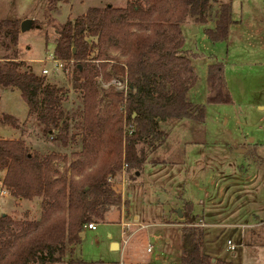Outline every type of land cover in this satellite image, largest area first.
I'll use <instances>...</instances> for the list:
<instances>
[{"label": "trees", "instance_id": "16d2710c", "mask_svg": "<svg viewBox=\"0 0 264 264\" xmlns=\"http://www.w3.org/2000/svg\"><path fill=\"white\" fill-rule=\"evenodd\" d=\"M57 1H49L47 20L54 21L57 32L55 56L74 63L73 86L82 95L78 111L68 115L62 89L45 75L24 69L16 50L1 57L0 84L21 91L29 118L36 119L46 137L64 148L78 142L80 147L69 154L43 155L22 138H0L3 186L15 198L42 199L37 219L0 215V264L64 262L68 251L75 254L87 223L99 222L112 207L122 206L120 189L108 178L116 177L124 162L129 174L143 167L146 155L138 145L159 146L156 142L166 135L161 123L170 118L205 120V105L188 99L198 81L192 59L199 54L185 50L182 24L189 17L199 23L211 21L214 25L205 32L212 42H219L227 39L232 21L231 4L220 0H128L123 7L91 6L74 19L55 24L49 10L57 8ZM20 32L19 20L0 19V40H8L5 46L15 47ZM101 73L106 80L126 77L128 91L100 87ZM207 82L209 102H233L223 62L208 65ZM4 120L19 125L13 116L5 115ZM129 124L132 133L126 131ZM185 206L188 226L182 233L189 246L183 250L182 263L241 264L202 251L204 231L191 226L193 206L189 202ZM67 263L89 264L79 256Z\"/></svg>", "mask_w": 264, "mask_h": 264}, {"label": "rangeland", "instance_id": "374dc122", "mask_svg": "<svg viewBox=\"0 0 264 264\" xmlns=\"http://www.w3.org/2000/svg\"><path fill=\"white\" fill-rule=\"evenodd\" d=\"M49 1L0 0V19L33 20L29 29L20 32L15 47L5 46L6 38L0 40V60L16 50L18 58L25 62L24 69L45 75L42 69L49 68L45 75L47 81L62 89L64 109L72 115L82 104L81 92L73 86L74 63L58 69L52 62H45L55 52L57 38L54 21L47 20ZM223 1H231L238 13L241 10L246 15L256 11L264 13V0ZM104 4L105 0H60L54 4L57 8L49 11L56 17L55 24H61L68 17L74 19L86 12L90 5ZM184 27L185 49L199 54L195 65L200 77L192 90V99L206 106L205 122L202 127L188 122L173 127L175 120L170 118L164 125V140L156 142L159 146L154 149L149 143H140L138 147L144 149L148 162L138 170L139 174L122 169L114 182L122 194V206L112 207L105 219L95 220L97 229L85 228L80 243L74 247L75 254L68 251L65 261L55 264H68L74 256L89 264H183L182 253L186 244L189 246L182 233V227L188 226L183 218L186 202L193 206V222H198L204 210L218 213L213 219L218 225L207 228L203 237L205 252L241 264H264V246L251 243L252 239L264 240V111L250 113L251 107L240 106L235 100L232 103L208 101L207 65L209 56L217 54L219 47L209 39L203 25L196 27L186 22ZM221 49L219 53L224 52ZM257 78L264 81V77ZM28 113L21 91L0 84V138H22L30 149L43 155L51 151L69 154L80 147L78 142L64 148L46 137ZM5 115L16 118L19 125L6 122ZM243 145L246 152H237ZM236 164H244L249 171L242 182H233L234 176L229 174L236 173ZM27 209L31 214L25 213ZM39 210V202L25 200L16 206V199L10 193L0 196V215L9 213L17 220L34 219L40 216ZM245 212L250 215H244ZM245 224L249 226L246 228ZM241 230L248 232L247 243ZM229 239L237 244L235 250L229 248ZM113 243L119 247L113 248ZM149 246L153 248L150 252Z\"/></svg>", "mask_w": 264, "mask_h": 264}, {"label": "crops", "instance_id": "0c3cea01", "mask_svg": "<svg viewBox=\"0 0 264 264\" xmlns=\"http://www.w3.org/2000/svg\"><path fill=\"white\" fill-rule=\"evenodd\" d=\"M220 1H223V0H220ZM105 2L110 3L117 7H123L127 4L128 0H105ZM229 3L231 4V9H232V21L229 26L228 37L224 41L212 42L219 48H218L217 54H213L209 56L208 65L216 61L223 62L225 79L227 82L228 89L232 95L233 101L235 100L237 103H239L240 106L244 105V106L251 107L252 109L250 113H252L254 110L264 111V81L257 78V77H264V13L262 11H256L254 12L253 15L252 14L246 15V13L243 10H241V12L238 13L234 5L232 4V2L230 1ZM218 4H220V2ZM91 6H94V5H90L86 9H88ZM187 20L188 21L186 22H188L190 25L191 24L195 25L196 27L203 25L204 30L207 27H211L214 25V23L211 21H208L207 23L196 22L194 18L192 17H189ZM186 22L182 24L183 32H185L184 24ZM221 48L224 49V52L219 53L222 51ZM191 53H197V52H191ZM197 58L192 59L195 68H196L195 61ZM208 65H207V72H206V77H205L207 96L209 95V87H208V82H207ZM257 67H259V69H256ZM196 71H197V68H196ZM199 77L200 76L198 75V81H199ZM197 83L188 91V99L194 104H200V103L194 102V100L192 99V90L194 89V87H196ZM255 86H258L259 88ZM200 105H203V104H200ZM171 119L175 120L174 121L175 123H173V127L182 124L181 122L197 124L202 127V123L205 122V120L203 122H197L194 120L184 119V118L183 119L171 118ZM166 123L168 124L167 120L161 123V128L163 130H165L164 125H167ZM240 147H244L245 150L243 152L237 151V149H240V148H237L236 149L237 152L239 153L246 152L247 148L245 145L240 146ZM243 165L244 164H240V165L236 164L234 167V169L236 170V173L234 175L229 173L231 176H234L232 180L233 182H235L236 180H238L237 182H242L246 178V174H249V171L245 169ZM2 174L3 175H2L1 182L3 184V178L5 175V171H3ZM120 177L121 176H119L118 178ZM15 199H16V206H18V204H21L25 200H29L30 202L32 201L39 202L40 203L39 215L41 216V211H42V208H41L42 199L41 198L36 197L33 199H19V198H15ZM244 209L249 210L250 208H248L247 206H244ZM31 212L32 211H30L29 209L25 210L26 214L27 213L31 214ZM217 214L218 213H212L210 211L204 210L203 215H200L198 217L199 218L197 219L198 222L196 220L194 221L195 223L198 224L197 227L202 226L201 228H203V231H204V239L206 236L207 228L215 227L218 225L217 223L213 222L214 216ZM244 215H250V213L245 212ZM37 218H34V219H37ZM208 219H210V221H208ZM258 225H261V223H259ZM243 226H246L247 228V226L249 225L245 224ZM246 234H248L247 230H241V236L242 238H244L245 243H247L246 242L247 240L245 238ZM251 243L252 245L255 244L257 246H264V240L262 241L260 239H257V241L252 239ZM204 245L205 244L202 245V251L205 252ZM211 255L214 256V254H211ZM220 259L227 260L225 258H220Z\"/></svg>", "mask_w": 264, "mask_h": 264}, {"label": "built area", "instance_id": "2783aa9c", "mask_svg": "<svg viewBox=\"0 0 264 264\" xmlns=\"http://www.w3.org/2000/svg\"><path fill=\"white\" fill-rule=\"evenodd\" d=\"M48 61L52 62L54 64V67L58 68V69H62L64 67H66V65L69 64V62H67V61H65L63 59L57 58L54 53L48 55V57L45 59V62H48ZM71 62H73V61H71ZM49 71L50 70L47 67H44L42 69V73L45 74V75L48 74ZM98 82H99L100 86L102 88H104V89H108L110 86H113V87H115L116 90L124 92V93H126L128 91V89H129L128 81H127L126 77L113 76V77H111V79L106 80V79H104L103 76H100V77H98ZM121 108L123 109V107H121ZM126 129L128 130L129 133H132L133 130H134V127H133V125L129 124V125H126ZM127 166H128V164L125 163L124 164V168H123L124 172L127 169ZM116 177H114V178L113 177H109L108 180L111 181V182H115ZM7 194H9L8 189L6 187H4V186L0 187V196H5ZM197 225L198 224L195 223V222H193L191 224V226H193V227H197ZM85 228L95 230V229H97V223L94 222V221L89 222V223H87L85 225ZM228 244H229V248L232 249V250H235V248L237 247V244L234 243L231 239L228 240ZM152 250H153L152 246H149L148 247V251L150 252ZM141 264H146V263H141Z\"/></svg>", "mask_w": 264, "mask_h": 264}, {"label": "water", "instance_id": "95a60500", "mask_svg": "<svg viewBox=\"0 0 264 264\" xmlns=\"http://www.w3.org/2000/svg\"><path fill=\"white\" fill-rule=\"evenodd\" d=\"M33 23V20L32 19H24L21 21V31H26L27 29H29L31 27ZM245 149L244 148H240V149H237V151H244ZM137 174H139V172H137ZM179 215L180 217H182V213L181 211L179 210ZM84 234V231L81 232V236ZM113 248H117L118 247V244L117 243H113Z\"/></svg>", "mask_w": 264, "mask_h": 264}]
</instances>
